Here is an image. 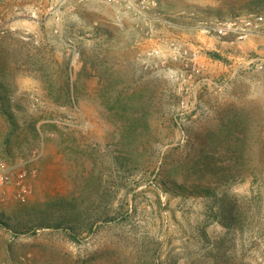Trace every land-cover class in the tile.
I'll return each instance as SVG.
<instances>
[{
    "label": "rangeland",
    "instance_id": "rangeland-1",
    "mask_svg": "<svg viewBox=\"0 0 264 264\" xmlns=\"http://www.w3.org/2000/svg\"><path fill=\"white\" fill-rule=\"evenodd\" d=\"M159 3L146 18L112 0H0V162L12 173L0 215L25 221L96 186L115 212L80 242L0 228V264L8 248L6 264H264V62L252 61L264 58V31L234 42L203 32L264 17V0ZM118 151L159 160L130 177ZM203 153L208 172L222 163L237 177L212 198L165 192L155 174L189 177Z\"/></svg>",
    "mask_w": 264,
    "mask_h": 264
},
{
    "label": "trees",
    "instance_id": "trees-1",
    "mask_svg": "<svg viewBox=\"0 0 264 264\" xmlns=\"http://www.w3.org/2000/svg\"><path fill=\"white\" fill-rule=\"evenodd\" d=\"M2 88V84H0ZM4 104V103H3ZM1 112L7 116L10 122H13V115L2 108ZM137 155L130 152L118 151L113 155L114 163L117 166L119 172H124L126 176L133 177L139 172H145L152 175L156 162L159 160L156 154H148L145 159H138ZM209 155L202 154L195 162L193 169L190 173L200 172L206 178L188 179L186 173L183 174V178L179 177L177 173H183L176 171L173 168L156 173L155 177H161V183L165 192L171 195L181 196H200L212 198L217 195L215 187L220 184H226L237 177V174L232 172L231 168L225 167L224 164L216 163L214 165L219 169L216 171L208 172ZM228 166V165H226ZM219 167H225V170ZM176 174L174 177L172 175ZM213 179L211 180V176ZM179 177V178H178ZM109 193L106 191H100L99 187L91 190L90 197L88 199L79 198H57L49 202H46L45 207H33L26 211L29 215L25 221L16 216H4L0 215V228L8 230L14 237H20L22 235L37 234L40 231H49L52 233H60L66 236L73 242H80L85 234L95 231V229L102 223L113 221L115 219V212H113L112 199L107 200ZM222 216L225 221L222 224L229 226L235 215L232 213V209L223 205L221 207ZM11 247V245H8ZM7 249V255L4 263L15 260V256L12 250ZM13 249V247H12ZM21 260L17 259L16 262ZM35 264H42L39 259L34 256L31 257L30 262Z\"/></svg>",
    "mask_w": 264,
    "mask_h": 264
},
{
    "label": "built area",
    "instance_id": "built-area-1",
    "mask_svg": "<svg viewBox=\"0 0 264 264\" xmlns=\"http://www.w3.org/2000/svg\"><path fill=\"white\" fill-rule=\"evenodd\" d=\"M123 3L125 6L133 8L143 17H155L154 12H161L159 0H112ZM264 31V17L259 13H249L237 15L228 21H219L215 23H203V32L207 35L223 38L225 35H234L235 40H242L249 37L252 33H261ZM253 62L261 64L264 58L252 59ZM12 181L10 168L3 162H0V187Z\"/></svg>",
    "mask_w": 264,
    "mask_h": 264
}]
</instances>
